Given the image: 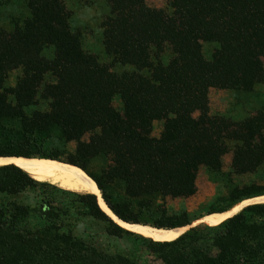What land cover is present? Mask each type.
I'll use <instances>...</instances> for the list:
<instances>
[{"label":"trees","instance_id":"1","mask_svg":"<svg viewBox=\"0 0 264 264\" xmlns=\"http://www.w3.org/2000/svg\"><path fill=\"white\" fill-rule=\"evenodd\" d=\"M108 2L111 64L86 49L67 0H0V18L22 8L11 27L0 24V157L77 165L118 218L157 228L193 222L167 200L195 196L202 167L229 202L208 214L264 195V116H213L209 96L264 83V0H169V10ZM99 159L107 166L95 173ZM0 264H264V203L154 241L119 225L93 193L0 165Z\"/></svg>","mask_w":264,"mask_h":264},{"label":"rangeland","instance_id":"2","mask_svg":"<svg viewBox=\"0 0 264 264\" xmlns=\"http://www.w3.org/2000/svg\"><path fill=\"white\" fill-rule=\"evenodd\" d=\"M147 2L149 6L152 8L169 10V0H147ZM67 3L70 10L73 11L74 19L77 27L80 28L85 35L86 49L92 53L97 54L102 62L111 64L112 60L106 55L102 43V31H103L102 22L105 16L110 11L108 0H67ZM21 11L22 8L18 5L8 7L4 12L3 16H1L0 18V24L3 27H11L12 25L11 17L13 16V14H17V13L19 14ZM206 52L207 54H210L211 48L207 47ZM115 69L121 70L119 67H116ZM20 75H21V71L13 72L10 77V83L14 85L17 82V79ZM209 96H210V114L213 116L221 115L233 121H241L251 116H264V83L258 85L253 94H244L229 89L211 88L209 92ZM115 104L118 107L121 106L120 101H116ZM196 115L199 116L200 113L197 112ZM162 125L163 123L161 121L155 122V126H154L155 136L160 135L162 130ZM229 146H230V152L227 155H225L223 160L224 162L223 170L226 173L231 172L233 170L232 164H233V156H234V149L236 143L229 142ZM64 158H67V156H64ZM32 159L56 160L50 158H32ZM56 161H60V160H56ZM61 162L67 163L65 161H61ZM106 166H107L106 160L99 159L93 165H91V170L95 173H101L102 169ZM198 186H199L198 193L191 198H187V199L168 198L167 204L170 209V212L172 214H179L182 211L186 210L189 212L190 219L194 221L203 216L205 217L208 214V212L213 208L220 209L229 206V202L224 197H220L219 195V191L222 188L221 183L217 180L215 175L209 172V170L206 167H202L200 170L199 178H198ZM99 190H100V195L97 196L102 208L104 209L101 201V198H103L102 191L100 188ZM109 215H111L117 221V219L115 218L116 216L115 214H114L115 216L112 214ZM200 222L203 221L200 220L197 223ZM131 224L145 225L140 223H131ZM128 230L141 235L140 233L133 231L131 229Z\"/></svg>","mask_w":264,"mask_h":264},{"label":"bare ground","instance_id":"3","mask_svg":"<svg viewBox=\"0 0 264 264\" xmlns=\"http://www.w3.org/2000/svg\"><path fill=\"white\" fill-rule=\"evenodd\" d=\"M5 164H14L39 181H50L69 190L100 195L96 181L84 169L72 164L56 160H38L26 157H0V165ZM101 201L104 209L109 214L114 215L105 200L101 198ZM253 201H264V197L257 200L244 201L224 213L207 214L202 221L210 225H217L235 215L244 205ZM115 218L121 226L136 231L154 241H172L187 230L186 227L157 228L151 225H135L123 221L117 216Z\"/></svg>","mask_w":264,"mask_h":264},{"label":"water","instance_id":"4","mask_svg":"<svg viewBox=\"0 0 264 264\" xmlns=\"http://www.w3.org/2000/svg\"><path fill=\"white\" fill-rule=\"evenodd\" d=\"M10 157H18V156H10ZM261 197H264V195H262V196H256V197H254V198L246 199V200H244V201L257 200V199H259V198H261ZM244 201H242V202L236 204L235 206L242 204ZM256 203H264V201H253V202H251V203H248V204L244 205V206L242 207L241 210H243L245 207H247V206H249V205L256 204ZM235 206H233L232 208H234ZM232 208H230V209H232ZM230 209H228L227 211H229ZM241 210H240V211H241ZM227 211H224V212H227ZM240 211H239V212H240ZM224 212H214V213H224ZM239 212H237L236 214H238ZM211 214H213V213H209L208 215H211ZM236 214H235V215H236ZM110 216H111V215H110ZM233 216H234V215H233ZM233 216H231V217H233ZM111 217H112V216H111ZM203 217H204V216H203ZM203 217L194 220L191 224H188V225H186V226H182V228L186 227L187 230H186L185 232H183L181 235H183V234H185L186 232L190 231L192 228H195V227H197V226H199V225H202V224H206V223H203V222L197 223V222H199L200 220H202ZM231 217H229V218H231ZM112 218H113V217H112ZM229 218H228V219H229ZM113 219H114V218H113ZM114 220H115V219H114ZM115 221H116V220H115ZM116 222H117V221H116ZM117 223H118V222H117ZM118 224H119V223H118ZM119 225H120V224H119ZM127 230H128V229H127Z\"/></svg>","mask_w":264,"mask_h":264}]
</instances>
